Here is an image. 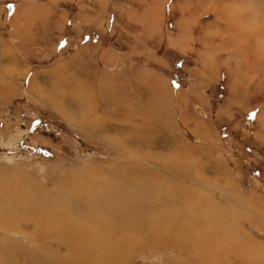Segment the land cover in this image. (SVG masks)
Returning <instances> with one entry per match:
<instances>
[{"label":"rangeland","instance_id":"1","mask_svg":"<svg viewBox=\"0 0 264 264\" xmlns=\"http://www.w3.org/2000/svg\"><path fill=\"white\" fill-rule=\"evenodd\" d=\"M9 83L0 192L52 195L59 178L121 166L133 151L160 178L174 180L161 164H184L199 202L217 211L214 228L226 220L221 246L199 223L179 239L189 257L139 243L110 264H264V0H0ZM81 98L95 106L97 135L65 115L82 112ZM0 198L14 219L0 224V264H68L70 245L40 237L31 207Z\"/></svg>","mask_w":264,"mask_h":264},{"label":"bare ground","instance_id":"2","mask_svg":"<svg viewBox=\"0 0 264 264\" xmlns=\"http://www.w3.org/2000/svg\"><path fill=\"white\" fill-rule=\"evenodd\" d=\"M11 87L10 83L0 84V92L12 91ZM98 90L101 92L100 87ZM78 95L84 97L80 91ZM101 98L103 99L102 96ZM87 102L81 98L78 103L82 112L71 110L65 115L72 119L76 118L75 123L78 127L81 121L88 132L98 133V130L102 129L99 128L101 122L92 119L97 112L95 106H92L93 103ZM126 104L123 105L129 106ZM77 118L80 119L79 123ZM135 152H130L133 159L127 158L121 166L108 163L101 167L87 165L86 169L74 174L76 177L72 179L73 182H68L65 177L59 178V190L52 195L44 191L34 193L30 190L23 194L21 186L17 184L2 190L0 194L14 200V203L22 201L18 205L31 207L35 215L34 220L41 231L40 237L58 242L63 240L64 244L70 245V254L66 259L68 264H110V260L118 258L121 248L131 249L139 243H149L152 247L165 249L174 247L179 253L189 257L193 253V247L186 251L179 239L193 237L194 233L190 229L199 223L207 226V229H204L206 232H211L213 239L210 242L214 243L213 247H220L225 232L222 233L219 229L226 220L223 217L224 220L218 222L214 228L217 215L215 216L213 211L216 210L211 211L202 200L199 202L196 192L186 183L191 180L185 172L187 167L184 164L173 165L172 161H165L166 163L161 166L165 165L162 167L173 175L174 180L160 178L143 168L142 163L145 159L136 156ZM9 189L17 190L13 192ZM158 205L161 206L160 210L156 209ZM9 214L10 216L4 215L0 209V219L3 220L0 222L1 226L6 227L4 221L7 223L14 221L11 216L13 213ZM146 222L148 226H144ZM227 236L230 240L231 235ZM200 256L207 257V252H202ZM227 257L224 262H229ZM214 261L215 259H207V264H213ZM224 262L223 264H226Z\"/></svg>","mask_w":264,"mask_h":264}]
</instances>
